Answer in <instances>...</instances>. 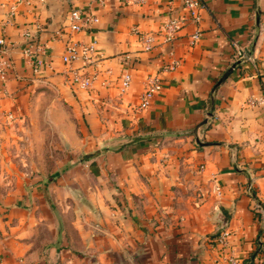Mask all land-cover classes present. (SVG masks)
Masks as SVG:
<instances>
[{
	"label": "crops",
	"instance_id": "1",
	"mask_svg": "<svg viewBox=\"0 0 264 264\" xmlns=\"http://www.w3.org/2000/svg\"><path fill=\"white\" fill-rule=\"evenodd\" d=\"M89 2L97 19L72 31L70 10ZM202 2L199 21L166 40L182 0H33L15 13L0 0V39L14 64L0 78V264H264V103L248 102L264 95V0ZM144 32L159 35L155 48H144ZM70 39L96 46L99 74L87 89L63 77ZM38 45L45 62L36 70L27 49ZM173 58L179 66L164 69ZM153 75L163 88L141 109ZM42 99L63 111L58 124L73 105L89 128L85 153L64 168L7 165ZM209 109L201 144L193 129Z\"/></svg>",
	"mask_w": 264,
	"mask_h": 264
},
{
	"label": "built area",
	"instance_id": "2",
	"mask_svg": "<svg viewBox=\"0 0 264 264\" xmlns=\"http://www.w3.org/2000/svg\"><path fill=\"white\" fill-rule=\"evenodd\" d=\"M33 0H5L8 5L10 13H15L21 3L32 2ZM44 1V0H42ZM136 2H145L146 0H132ZM172 1V0H169ZM184 13L172 15L167 19L163 28V36L166 40L173 39L178 32L179 28L183 26L188 20L199 21L201 17V8L203 7L202 0H182ZM92 3L89 2L85 6H77L69 12V26L72 31H83L92 27L93 23L97 19L96 13L92 10ZM26 37L31 35L29 29L24 30ZM200 36L199 32H195L192 36L194 40ZM143 45L145 49H153L159 43V35L154 32H144L141 35ZM0 43L5 45L2 49L0 56V78L2 80L7 79L11 70L13 69V60L7 54L6 39L1 38ZM32 62L35 64V69L45 62V48L44 45H38L36 50L27 49ZM96 55V46L94 43L86 42L83 40L70 39L66 45V48L62 54V61L66 65L62 71L63 77L69 82L78 85L81 88H89L92 86L94 80L99 74V68L96 63H93L92 57ZM240 57L247 58L248 53L240 47L238 50ZM78 59H83L82 65H75L74 62ZM180 64V59L173 58L164 65V69L173 70ZM132 73L129 68L125 69L120 80V86L123 90H126L132 82ZM163 88L161 77L153 75L148 77L145 88L141 94L139 101V108L143 109L150 105L153 97ZM250 104H257L258 102L264 103V95L259 99L249 98ZM10 117H13L12 113H9ZM249 191L253 195L254 191L252 185H249ZM229 230L224 228L217 237V242L221 246L228 244ZM232 261L236 263V260L232 258Z\"/></svg>",
	"mask_w": 264,
	"mask_h": 264
},
{
	"label": "rangeland",
	"instance_id": "3",
	"mask_svg": "<svg viewBox=\"0 0 264 264\" xmlns=\"http://www.w3.org/2000/svg\"><path fill=\"white\" fill-rule=\"evenodd\" d=\"M39 103L38 108L27 115V123L21 128L19 142L11 146V155L5 159L9 166L18 165L26 169L28 166L59 167L64 168L76 163V159L83 155L88 146V126L81 125L73 105L69 102L66 106V120L58 124L63 111L46 110ZM55 121V124L52 122ZM86 138V139H85ZM10 155V152H9ZM22 174H4L3 177L14 180L23 177ZM3 188L1 191H6ZM0 191V192H1ZM1 262V259H0ZM78 264H96L93 260H82Z\"/></svg>",
	"mask_w": 264,
	"mask_h": 264
},
{
	"label": "water",
	"instance_id": "4",
	"mask_svg": "<svg viewBox=\"0 0 264 264\" xmlns=\"http://www.w3.org/2000/svg\"><path fill=\"white\" fill-rule=\"evenodd\" d=\"M232 67L230 69H228V71L226 72V74L224 76H226L229 71H231ZM224 77H222V79L219 80V82L217 83L220 84L222 81H223ZM214 114V111L213 109H209L207 111V115L206 117L200 122L198 123V125L193 129V133H195L196 135V138H197V141L201 144H206L205 141H203L201 138H200V133H201V130L209 123V121L211 120L212 116ZM217 217L220 221H222L223 223V226L226 225V216L224 215V213L222 211H218L217 212Z\"/></svg>",
	"mask_w": 264,
	"mask_h": 264
},
{
	"label": "trees",
	"instance_id": "5",
	"mask_svg": "<svg viewBox=\"0 0 264 264\" xmlns=\"http://www.w3.org/2000/svg\"><path fill=\"white\" fill-rule=\"evenodd\" d=\"M178 134H190V132L189 131H180V132H178Z\"/></svg>",
	"mask_w": 264,
	"mask_h": 264
}]
</instances>
